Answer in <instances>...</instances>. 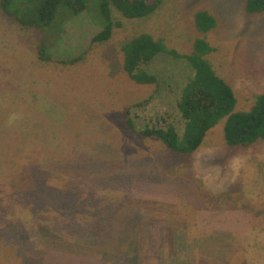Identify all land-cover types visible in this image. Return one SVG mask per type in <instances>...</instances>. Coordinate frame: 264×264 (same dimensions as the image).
<instances>
[{
    "label": "rangeland",
    "instance_id": "rangeland-1",
    "mask_svg": "<svg viewBox=\"0 0 264 264\" xmlns=\"http://www.w3.org/2000/svg\"><path fill=\"white\" fill-rule=\"evenodd\" d=\"M244 2L161 0L103 44L91 43V6L41 32L0 12V264H264V142L228 147L218 124L184 157L142 136L181 133L176 103L193 72L159 53L144 67L155 90L129 79L120 51L146 33L188 54L204 36L194 14L207 11V59L247 111L264 93V12Z\"/></svg>",
    "mask_w": 264,
    "mask_h": 264
},
{
    "label": "trees",
    "instance_id": "trees-1",
    "mask_svg": "<svg viewBox=\"0 0 264 264\" xmlns=\"http://www.w3.org/2000/svg\"><path fill=\"white\" fill-rule=\"evenodd\" d=\"M161 0H0V12L13 18L21 27L38 32L49 27L55 17L70 20L82 13H88L91 6L94 25L98 28L92 37V44H103L110 40L114 29L122 27L121 19H139L153 13ZM247 15L264 12V0H245ZM194 25L203 37H197L188 54H180L167 48L161 40L146 33L135 34L121 46L123 71L130 80L138 85L160 88L161 80L144 69L159 53L173 60H183L193 75L183 86L176 103L182 131L178 133L172 125L164 128H145L140 131L146 138H156L171 152L177 155H192L202 145L205 137L220 125L223 140L231 148L246 147L257 141L264 142V93L256 97L247 111H236V98L231 86L214 71L208 54L214 48L207 42L205 35L216 27V19L207 11L194 14ZM44 43L37 46L39 60L52 62L46 55ZM86 54V52H85ZM82 57L69 60L60 59L59 64H74ZM168 55V56H167ZM56 58V57H55ZM148 99L147 102H149ZM125 125L133 130L129 111L124 114ZM178 157V156H174ZM182 157V156H180ZM40 178L46 173L36 169ZM46 177V176H45ZM24 248H28L24 243Z\"/></svg>",
    "mask_w": 264,
    "mask_h": 264
}]
</instances>
